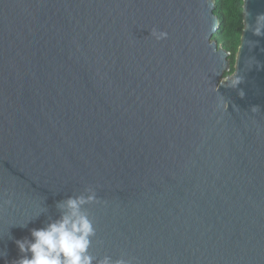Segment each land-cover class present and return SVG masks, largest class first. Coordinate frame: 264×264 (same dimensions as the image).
<instances>
[{
    "label": "water",
    "instance_id": "obj_1",
    "mask_svg": "<svg viewBox=\"0 0 264 264\" xmlns=\"http://www.w3.org/2000/svg\"><path fill=\"white\" fill-rule=\"evenodd\" d=\"M214 5L0 0V264L87 190L97 261L264 264V0L227 77Z\"/></svg>",
    "mask_w": 264,
    "mask_h": 264
},
{
    "label": "clouds",
    "instance_id": "obj_2",
    "mask_svg": "<svg viewBox=\"0 0 264 264\" xmlns=\"http://www.w3.org/2000/svg\"><path fill=\"white\" fill-rule=\"evenodd\" d=\"M96 202L92 190L58 201L57 218H50L44 227L31 229V239L15 241L21 256L14 264H129L124 259L113 262L109 256L97 261L90 253L95 227L86 211V205ZM46 212V208H41L35 219ZM35 219L28 220L20 227H27Z\"/></svg>",
    "mask_w": 264,
    "mask_h": 264
},
{
    "label": "trees",
    "instance_id": "obj_3",
    "mask_svg": "<svg viewBox=\"0 0 264 264\" xmlns=\"http://www.w3.org/2000/svg\"><path fill=\"white\" fill-rule=\"evenodd\" d=\"M215 16L219 19V27L213 37L225 51L230 53L231 71L233 72L235 57L240 45L243 30V0H215Z\"/></svg>",
    "mask_w": 264,
    "mask_h": 264
}]
</instances>
